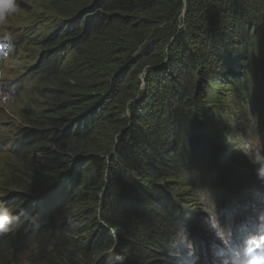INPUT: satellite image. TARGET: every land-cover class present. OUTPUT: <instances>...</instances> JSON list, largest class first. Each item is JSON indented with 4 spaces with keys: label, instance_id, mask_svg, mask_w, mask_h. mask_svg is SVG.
Wrapping results in <instances>:
<instances>
[{
    "label": "trees",
    "instance_id": "trees-1",
    "mask_svg": "<svg viewBox=\"0 0 264 264\" xmlns=\"http://www.w3.org/2000/svg\"><path fill=\"white\" fill-rule=\"evenodd\" d=\"M49 11L66 23L41 48L72 55L56 64L10 179L57 213L51 252L41 246L33 264H147L149 227L172 216L169 184L208 154L198 116L211 117L231 80L252 78L253 46L264 57V0H49ZM248 93L264 119V92Z\"/></svg>",
    "mask_w": 264,
    "mask_h": 264
},
{
    "label": "clouds",
    "instance_id": "clouds-1",
    "mask_svg": "<svg viewBox=\"0 0 264 264\" xmlns=\"http://www.w3.org/2000/svg\"><path fill=\"white\" fill-rule=\"evenodd\" d=\"M29 19L28 7L23 6L22 0H0V159L4 158L3 162L0 161V264H33L41 246L50 251L49 243L45 245V241L54 231L52 218L57 214L47 210L46 203H50V199L44 197L45 192L29 195L10 183L23 163L26 149L35 142L33 119L45 110L47 82L53 76L56 64H62L72 55L68 46L58 50L41 48V40L52 35L66 21L58 18L55 27L43 35L39 22L31 24ZM34 47L40 50L39 57L31 63L30 51ZM65 49L67 51L63 52ZM32 58L35 59L34 55ZM242 81L231 80L233 83ZM214 100H218L216 95ZM260 104L261 100L253 104L244 97L237 101L235 96L234 111L230 115L235 120L232 133L235 137L231 139V133L226 134L232 143L234 163L225 159L224 151L221 152L220 126L217 127L219 113L212 116L213 105L211 117L215 123L206 115L196 120L211 140L208 154L204 159L197 156L196 162H190L199 168L192 166V172L169 184V199L164 207L174 203L170 209L172 216L170 221H166L161 214L162 219L149 227L152 230L151 249L146 248L143 254L154 251L156 259L147 264H208L209 261L216 264L212 259H216V253L220 257L218 264H231L228 255L236 257L232 264H264V222L261 225L254 218L255 223L250 226L249 221L243 218L253 207L264 216V180L259 181L256 176L258 166L259 173L264 175V119L262 110H257ZM17 117L22 123L19 128L13 125ZM204 118L209 120V124L202 122ZM234 148L238 150V156ZM222 159L223 167L219 163ZM213 170L217 179L208 175ZM235 171L238 176L234 175ZM225 178L229 180L224 187ZM217 185L221 187L217 192L222 193V198L211 203L212 192ZM178 188L188 190L181 194ZM211 205L215 208V221L208 227ZM184 223L187 226L182 231ZM104 227V231L108 229L114 237L115 247L119 243L117 233L112 227ZM181 232L183 242L177 251ZM102 239L107 240V237ZM167 246L170 247L167 253L169 260L163 263ZM177 252L178 259L175 260Z\"/></svg>",
    "mask_w": 264,
    "mask_h": 264
},
{
    "label": "rangeland",
    "instance_id": "rangeland-1",
    "mask_svg": "<svg viewBox=\"0 0 264 264\" xmlns=\"http://www.w3.org/2000/svg\"><path fill=\"white\" fill-rule=\"evenodd\" d=\"M23 1V6L24 4L28 7V14H29V21L31 24H35L36 22H39L41 25L42 34H46L48 30H52L55 25L57 24L56 21H58V18L53 15L49 10V5H48V0H22ZM26 26H29L26 22ZM39 51L36 47L32 48L30 51L31 53V63H34L37 61L39 57ZM67 49H65L63 52H66ZM35 57L33 59L32 57ZM25 64V61H23ZM248 71V69H247ZM249 73L251 74L250 79H244L242 83H233V87L231 88V91H224V94L229 93L228 96L222 97V100L225 102L223 103L222 100H214L213 102V111H212V116L217 115V113H220V118H218V123L217 127L220 126V131H222L225 134V139L223 143H221L222 149L221 152L225 151L231 154L233 156L232 152L230 151V146L232 145L231 140L227 139V135L231 133L229 138L232 139L233 135V130L232 128L235 127V120L233 117H231L232 111H234V106H235V96H237V101L239 98L242 97H247L249 96V90L255 91V90H260L264 92V57L261 51H259L257 48L254 46L252 47V60H251V66L249 68ZM216 86L221 87L226 89L225 86L221 84H216ZM247 90V91H244ZM263 94V93H262ZM225 105V107H224ZM202 122L204 124H209V120L204 118L202 119ZM13 125L15 128H19L22 123L18 119H15L13 121ZM227 134V135H226ZM224 144V148H223ZM4 158L0 159L1 162H3ZM238 161H236V165L238 166ZM187 168L189 172L193 171V168H199L198 165H194L191 163L187 162ZM193 166V168H192ZM189 189V187H188ZM188 189H180L178 188V192L180 193L183 190H188ZM190 190V189H189ZM6 194V193H5ZM7 195V194H6Z\"/></svg>",
    "mask_w": 264,
    "mask_h": 264
},
{
    "label": "bare ground",
    "instance_id": "bare-ground-1",
    "mask_svg": "<svg viewBox=\"0 0 264 264\" xmlns=\"http://www.w3.org/2000/svg\"><path fill=\"white\" fill-rule=\"evenodd\" d=\"M6 44H3V46H5ZM6 48V47H5ZM229 87V86H228ZM224 104H225V102H223ZM224 107H225V105H224ZM220 113L218 114V116H219V118H220ZM199 118H201L202 117V115H199L198 116ZM199 118H197V121H198V119ZM197 121H196V123H197ZM232 130L234 131V129L232 128ZM206 132V131H205ZM245 132V131H244ZM221 140H222V143H223V141H224V139L226 138L225 137V134L221 131ZM234 137H235V134L233 135ZM240 140H242V138H240ZM247 140H249V138H247ZM231 143V142H230ZM240 145H241V143H240ZM258 146H260V145H258ZM223 148H224V144H223ZM235 150H236V148H234ZM230 151L232 152V148H231V146H230ZM234 153L238 156L239 155V152H238V150H236V151H234ZM224 154H225V159H228V161L229 162H231V163H234V161H235V157H232L231 156V154H229L228 152H226L225 151V149H224ZM259 154H260V152H259ZM239 164H240V162H239ZM177 165H178V167H179V165H180V163H177ZM238 167V166H237ZM237 167H235V169H237ZM230 169V167L228 168V170ZM234 175L235 176H238V173H236V171H235V173H234ZM185 176H186V174H185ZM256 176H257V179L259 180V181H262V180H264V175L263 174H260L259 173V166H258V169H257V171H256ZM72 178H73V176H72ZM228 180H229V178H225L224 179V187H225V185L227 184V182H228ZM76 185H75V187H77V185H78V183H75ZM221 187L219 186V185H217L214 189V191L212 192L213 193V195L211 196V203L212 202H214L215 200H216V202L217 201H219L221 198H222V193L221 192H217V190H219ZM259 191V190H258ZM181 194H184V191H181L180 192ZM261 197H262V194H261ZM213 205H211V210L209 209V213H208V216H207V219H208V221H207V226L208 227H210L211 226V222H213V221H215V208H214V210H213ZM244 217L243 218H246V220L247 221H249V224H250V226H252V224L253 223H255L254 221L256 220V222H260L259 224H263L262 222H264V216L262 215V213H261V211L260 210H258V209H256V207H253V209H252V211L251 212H246V214L245 215H243ZM259 217V218H258ZM254 218H255V220H254ZM187 220V214L184 216V218H183V221L185 222ZM187 226V223L185 224L184 223V225H183V227H182V231H183V229L185 228ZM222 230H224V228H222ZM236 231H238V225H237V227H236ZM109 233V230L107 229L106 230V233H105V236L104 237H107V234ZM220 234H221V232L219 231V234H218V238L220 237ZM243 241H245V239H243ZM182 242H183V232H181V235H180V246H177V251L179 250V248L181 247V245H182ZM228 246V245H227ZM169 250H170V247L169 246H167L166 247V249H165V256H164V258H163V263L164 262H166L167 260H169V258L167 257V253L169 252ZM180 252H183V250L182 251H180ZM178 253L179 252H177V256H176V258H175V260H177L178 259ZM216 255H217V253L215 254V257H216ZM219 263V259L218 260H216V264H218Z\"/></svg>",
    "mask_w": 264,
    "mask_h": 264
}]
</instances>
